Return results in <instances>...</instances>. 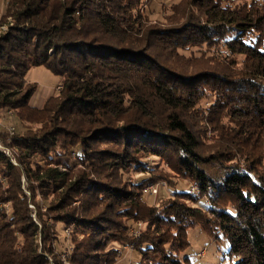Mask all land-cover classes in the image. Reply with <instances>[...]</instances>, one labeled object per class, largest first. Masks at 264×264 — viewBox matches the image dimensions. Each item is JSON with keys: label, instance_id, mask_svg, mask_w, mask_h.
Instances as JSON below:
<instances>
[{"label": "trees", "instance_id": "16d2710c", "mask_svg": "<svg viewBox=\"0 0 264 264\" xmlns=\"http://www.w3.org/2000/svg\"><path fill=\"white\" fill-rule=\"evenodd\" d=\"M153 2L5 4L0 123L19 124L0 129V264H117L128 248L134 264H194L198 226L227 244L221 264H264V0H179L164 23ZM36 67L62 86L41 108ZM158 181L175 190L147 205Z\"/></svg>", "mask_w": 264, "mask_h": 264}, {"label": "rangeland", "instance_id": "374dc122", "mask_svg": "<svg viewBox=\"0 0 264 264\" xmlns=\"http://www.w3.org/2000/svg\"><path fill=\"white\" fill-rule=\"evenodd\" d=\"M7 1L8 0H0V17L4 12L5 4L7 3ZM178 1L179 0H154L153 4L150 7V9L153 10V15L151 17L152 21L164 23L163 17L166 14V9L169 10L170 4L176 3ZM5 28L6 26L2 27L1 30H4ZM236 35H237L236 32H231L227 36V39L233 40L236 37ZM238 59L241 60L242 56H239ZM27 79L31 83H35L37 85V94L44 93V91H49V93L51 92V94L57 95L60 92V90L57 89L58 85H60V78L57 77L56 75H53V73L45 67L32 68L27 75ZM1 123H0V129L1 130L4 129L5 131H8L10 135L13 134L14 131L13 127H15L16 124H19L18 121H16L15 119L14 121L13 119L5 120L2 121ZM203 143H205V148L213 144V142L209 139L203 140ZM10 154H12V151ZM12 161L15 165L18 164L14 159V156ZM149 161L152 163L153 159H149ZM240 165H243V163ZM164 169L166 170V174L170 179L171 183L173 184L177 183L178 191L183 192V190L185 191L189 190V185L187 181L178 180L168 168L164 167ZM202 169L204 170L207 177L213 184H219V182L224 178L225 174L229 173L228 169L224 168L216 161H210L206 163L202 167ZM260 172L263 173L264 170H260ZM145 176L146 175L132 172L128 176H126V180L127 181L130 180L131 182H133L134 180L136 181L137 179H140V177H145ZM150 186L153 187V190H148V187L150 188ZM191 188L193 187L191 186ZM174 190L175 189H171L166 183H164V181H158L156 184L148 185L146 187V189L144 190L143 202H145L147 205L151 204L154 207L158 206L162 201H164L165 199L167 200L172 195V192ZM31 208H34V206L31 205ZM63 230H64V226L60 225L59 226L60 239L62 240L70 239L69 234L68 236H66L67 234H62ZM210 235L211 234L206 232V230L203 229L201 226L195 227L194 229L190 230L189 232L190 247L187 250L188 252L187 255L191 258L194 264H221L223 256L227 251V244L226 243L220 244L219 242L216 243V241H214V238H212V236ZM65 246L72 249V243H70L69 241L66 243L65 242L62 243L61 249L64 250ZM137 259H138V254H136V252L133 249L128 248V250H126L124 258H122L117 264H134L136 263Z\"/></svg>", "mask_w": 264, "mask_h": 264}, {"label": "crops", "instance_id": "0c3cea01", "mask_svg": "<svg viewBox=\"0 0 264 264\" xmlns=\"http://www.w3.org/2000/svg\"><path fill=\"white\" fill-rule=\"evenodd\" d=\"M34 94L33 98L31 99V105L37 108H41L44 103L46 102V100L51 97L53 94H51V92L49 93V91H44V93L41 94Z\"/></svg>", "mask_w": 264, "mask_h": 264}, {"label": "built area", "instance_id": "2783aa9c", "mask_svg": "<svg viewBox=\"0 0 264 264\" xmlns=\"http://www.w3.org/2000/svg\"><path fill=\"white\" fill-rule=\"evenodd\" d=\"M61 88H62V86L58 85L57 89L61 90ZM148 190H153V187L152 186H150V188L148 187ZM193 190H195V189H193ZM154 192H157V191H154Z\"/></svg>", "mask_w": 264, "mask_h": 264}]
</instances>
